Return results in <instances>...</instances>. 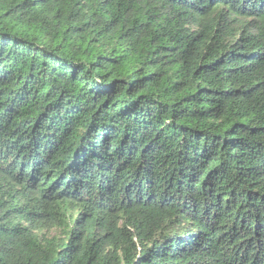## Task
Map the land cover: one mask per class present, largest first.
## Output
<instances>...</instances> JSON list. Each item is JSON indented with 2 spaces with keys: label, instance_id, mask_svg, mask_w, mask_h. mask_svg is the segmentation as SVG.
Instances as JSON below:
<instances>
[{
  "label": "trees",
  "instance_id": "trees-1",
  "mask_svg": "<svg viewBox=\"0 0 264 264\" xmlns=\"http://www.w3.org/2000/svg\"><path fill=\"white\" fill-rule=\"evenodd\" d=\"M0 264H264V0H0Z\"/></svg>",
  "mask_w": 264,
  "mask_h": 264
}]
</instances>
